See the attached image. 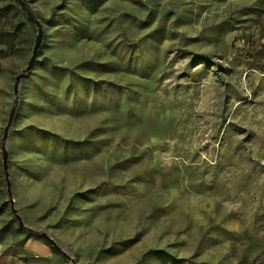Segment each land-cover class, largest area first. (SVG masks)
<instances>
[{"label": "rangeland", "instance_id": "374dc122", "mask_svg": "<svg viewBox=\"0 0 264 264\" xmlns=\"http://www.w3.org/2000/svg\"><path fill=\"white\" fill-rule=\"evenodd\" d=\"M27 1L0 0V264H264V0Z\"/></svg>", "mask_w": 264, "mask_h": 264}, {"label": "water", "instance_id": "95a60500", "mask_svg": "<svg viewBox=\"0 0 264 264\" xmlns=\"http://www.w3.org/2000/svg\"><path fill=\"white\" fill-rule=\"evenodd\" d=\"M16 1L22 7L24 6V3H23L22 0H16ZM40 43H41V34L38 36V39H37V43H36V46H35L33 59L36 57V53H37V50H38V48L40 46ZM33 59L30 61V63H29V65H28L26 70H28L30 68V66H31V64L33 62ZM23 75H24V72L21 73L20 75H18V77H17V83H16L15 89H14L15 93H18L19 81H20V79H21V77ZM15 113H16V108L13 107L12 110H11V113H10V117H9L8 123H7L6 127H5V132H4L3 138H2L4 141L8 138V132H9V129H10L12 123H13ZM2 156H3V167H4V170H5V173H6V178H7V190H8L9 196L11 197V195H12V185H11V181H10V178H9V172H8L9 153L7 152L5 147L2 150ZM12 202H13V200H12ZM43 236L46 239H48L54 246H56V243L47 234L44 233Z\"/></svg>", "mask_w": 264, "mask_h": 264}, {"label": "trees", "instance_id": "16d2710c", "mask_svg": "<svg viewBox=\"0 0 264 264\" xmlns=\"http://www.w3.org/2000/svg\"><path fill=\"white\" fill-rule=\"evenodd\" d=\"M22 1H23L24 5H26V8L24 6L22 7L20 4H18L17 1L16 2L18 4V7L21 8V10L24 13L25 17L26 18H29L28 13L26 12L27 10H29V8H28V1L27 0H22ZM25 9H26V11H25ZM4 146H5V141L2 139V140H0V147L3 149ZM28 231H31V230H28Z\"/></svg>", "mask_w": 264, "mask_h": 264}]
</instances>
